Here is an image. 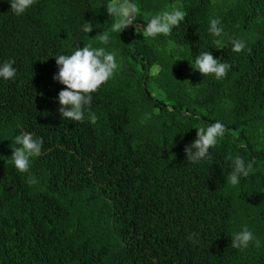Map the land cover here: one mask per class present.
I'll use <instances>...</instances> for the list:
<instances>
[{
    "label": "trees",
    "instance_id": "16d2710c",
    "mask_svg": "<svg viewBox=\"0 0 264 264\" xmlns=\"http://www.w3.org/2000/svg\"><path fill=\"white\" fill-rule=\"evenodd\" d=\"M141 1L136 18L172 5L187 16L145 39L136 23L111 31V0H37L19 16L0 0V64L17 69L0 78V264H264V0ZM211 18L227 33L222 49ZM229 37L245 49L233 52ZM84 45L115 51L120 65L92 93L96 124L88 108L83 122L61 117L64 85L53 80L55 56ZM207 50L232 65L225 78L193 69ZM217 120L227 132L211 159L189 162L196 128ZM21 132L44 142L28 173L7 158ZM237 155L255 174L232 186ZM245 225L260 248L231 247Z\"/></svg>",
    "mask_w": 264,
    "mask_h": 264
},
{
    "label": "clouds",
    "instance_id": "9594fccd",
    "mask_svg": "<svg viewBox=\"0 0 264 264\" xmlns=\"http://www.w3.org/2000/svg\"><path fill=\"white\" fill-rule=\"evenodd\" d=\"M10 3V9L17 16L22 15L25 11L34 5L37 0H7ZM106 11L112 19L111 31L121 33V31L135 23V18L140 12L135 0H111L106 6ZM187 12L181 10V6H166L165 10L150 15L147 19V26L141 27L137 32H142L145 39L155 38L158 35L170 36L173 28L180 26L185 20ZM91 21H85L82 31L90 33L93 30ZM137 28V25H136ZM209 32L218 39L213 41L215 48L224 47L223 37L227 35L221 24L220 18H211ZM101 44L109 42V32L103 31L95 36ZM232 45V51L239 53L246 47V42L240 38L229 37ZM251 49H249V52ZM58 72L53 76V80L64 85L59 91V113L61 117L83 122L85 118V109L88 108V120L96 124L99 117L92 112L91 104L93 101L92 93L96 92L103 84L113 78L120 65L116 59V52L106 51L105 48H95L91 45L77 47L70 55L60 54L55 56ZM14 59L5 61L0 64V78L5 80L14 79L17 69L13 66ZM232 67L227 61L214 58L210 51H203L195 58L194 70L199 71L202 76L214 75L217 80L226 77ZM183 82L190 83L185 80ZM191 92V89H189ZM195 95V93H192ZM151 119V114H145L140 123L143 125ZM196 138L189 144L185 145L184 151L186 159L191 163H197L202 159H211L209 150L214 148L220 139L224 137L227 129L219 120L205 127H197ZM43 138L36 137L30 132H21L15 136V144L19 147H12V154L8 158L11 163L21 173H28L30 169V159L42 154ZM227 159L232 161L231 172L227 176V181L232 186L240 183V178L249 177L254 173L253 162L245 160L237 155L235 158L229 156ZM28 184L37 183L35 176L28 177ZM199 233L192 232L187 239L192 243H199ZM260 248L261 241L256 237L247 225L239 232L233 234L231 238V247L243 250L248 248L250 243Z\"/></svg>",
    "mask_w": 264,
    "mask_h": 264
},
{
    "label": "rangeland",
    "instance_id": "374dc122",
    "mask_svg": "<svg viewBox=\"0 0 264 264\" xmlns=\"http://www.w3.org/2000/svg\"><path fill=\"white\" fill-rule=\"evenodd\" d=\"M135 2L137 3V5L142 6L144 2H142L141 0H135ZM135 23L137 24V26L140 28L141 27H146L147 26V19L144 18H136L135 19ZM138 35V33H137Z\"/></svg>",
    "mask_w": 264,
    "mask_h": 264
}]
</instances>
